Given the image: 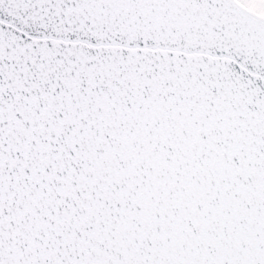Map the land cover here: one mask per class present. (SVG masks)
<instances>
[{
	"label": "snow or ice",
	"instance_id": "snow-or-ice-1",
	"mask_svg": "<svg viewBox=\"0 0 264 264\" xmlns=\"http://www.w3.org/2000/svg\"><path fill=\"white\" fill-rule=\"evenodd\" d=\"M0 264H264V0H0Z\"/></svg>",
	"mask_w": 264,
	"mask_h": 264
}]
</instances>
